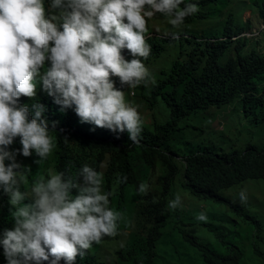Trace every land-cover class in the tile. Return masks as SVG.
<instances>
[{
  "label": "clouds",
  "instance_id": "clouds-1",
  "mask_svg": "<svg viewBox=\"0 0 264 264\" xmlns=\"http://www.w3.org/2000/svg\"><path fill=\"white\" fill-rule=\"evenodd\" d=\"M198 10L191 0H0V198L12 218L0 228L4 264H75L93 242L116 234L121 215L109 207L103 174L87 164L76 179L49 169L21 190L30 169L18 156L43 160L55 147L46 105L21 97L37 98L39 86L60 112L71 109L81 123L127 132L137 143L141 117L112 78L128 88L146 85V42L165 39L146 40L147 21L159 13L180 29ZM180 203L177 195L167 206Z\"/></svg>",
  "mask_w": 264,
  "mask_h": 264
},
{
  "label": "trees",
  "instance_id": "trees-1",
  "mask_svg": "<svg viewBox=\"0 0 264 264\" xmlns=\"http://www.w3.org/2000/svg\"><path fill=\"white\" fill-rule=\"evenodd\" d=\"M231 1L191 0L198 4V8L210 13L192 14L185 18L184 23L188 25L194 20L208 18L218 20L219 14H222ZM254 6L259 10L258 18L264 25V0L261 4L256 0ZM235 22L234 15H230L223 24L202 36L177 35L170 39H149L146 42L151 47L148 62L158 58L164 51L163 44L170 43L173 39H176L175 46L179 54L171 74L160 80L152 93L153 105L160 97L171 111L173 119L164 125L156 124L154 135L141 133L137 143L128 139L127 132L114 133L81 123L71 109L60 112L52 99L45 93L38 92V88L37 98L21 97V101L25 103L39 98L46 105L45 115L50 125L55 122L54 129L50 130L55 141L51 170L76 179L83 165L93 167L103 174L102 191L111 193L109 207L115 211L123 207L126 213L135 216V230L129 235L126 244L115 252L109 264L156 262L157 246L163 237L162 229L166 222L167 200L173 195L175 180L180 175L176 159L182 157L168 148L175 138L179 121L201 111L231 106L237 100L242 102L247 116L252 115L256 119L260 116L264 119V53L249 48L252 40L244 37L252 32L253 25L248 22L235 27ZM261 33L264 37V31ZM12 147L20 146L14 143ZM137 152L142 154L143 161L149 168L155 169L159 164L165 171V176L159 181L161 193L154 191L149 185L144 189V196L141 194L134 198L132 189L138 187V175L133 155ZM183 159L184 189L204 200L225 203L237 213H242L243 209L235 207L222 194L247 182H264V147L259 149L250 146L242 152L218 154L210 148L191 146ZM18 160L30 169L21 190L41 176L45 177V172L38 173V170L26 165L27 161L30 164L42 163L35 154L29 157L18 156ZM71 191L73 195L76 193L75 189ZM137 192H140V187ZM127 198L137 201L133 209L131 206L124 209ZM8 208L7 198H0V228L11 227L12 218ZM192 240L197 241L196 238ZM197 247L203 253L204 264L243 262V253L236 248L230 255H220L208 246L198 244ZM84 252L83 256H77L75 264H107L97 254L90 256L88 249ZM260 257L264 264V256ZM0 264H4L2 255Z\"/></svg>",
  "mask_w": 264,
  "mask_h": 264
},
{
  "label": "rangeland",
  "instance_id": "rangeland-1",
  "mask_svg": "<svg viewBox=\"0 0 264 264\" xmlns=\"http://www.w3.org/2000/svg\"><path fill=\"white\" fill-rule=\"evenodd\" d=\"M255 2L256 0H232L229 6L223 9L222 14H219L218 20L210 18L194 20L188 25L184 23L180 29L173 28L161 14L157 13L147 21L148 31L145 33V39L156 36L169 39L171 36L188 34L202 36L223 24L230 15H234L235 27L248 22L253 25L252 32L244 37L252 40L249 48L264 53V37L261 33L264 26L258 18L259 10L254 6ZM259 2L261 4L263 0ZM207 13L210 12L199 8L194 14ZM176 44L175 40L163 44L164 51L158 58L151 62H148L147 58L143 60L150 73L146 85L142 83L134 88H128L120 84L118 77L112 78L116 82V87L124 88L125 102L138 110L142 120V134L154 135L156 124L164 125L173 119L171 111L160 97L153 105L152 93L154 86L168 77L173 70L179 54ZM123 54L126 59L132 58L127 50H124ZM37 88L38 92L43 93L39 86ZM191 146L210 148L218 154L242 152L250 146L263 148L264 119L260 116L257 119L252 115L247 116L243 111L242 102L237 100L231 106L220 110L201 111L178 122L177 133L168 148L182 157L176 159L180 175L175 180L174 193L168 198L167 205L169 200L175 199L177 195L180 196L181 203L175 209H169L167 206L166 222L162 229L163 237L157 246L155 264H204L203 253L197 247L198 244L208 246L220 255H230L236 248L243 253L242 264H263L260 255L264 256V182H247L222 194L223 198L231 201L235 207L243 209L242 213H237L225 203L196 197L183 187L185 167L183 157ZM53 150L42 163L38 162L36 165L27 161L26 165L38 170V173L45 172L46 178L54 162ZM133 164L138 175V187L132 189L134 198L141 194L145 195L144 191L137 192L141 185L144 189L150 185L154 191L161 193L162 186L159 181L165 176L162 167L158 164L155 169L149 168L140 152L133 155ZM104 171L105 169L103 173ZM30 185L29 183L24 190L29 189ZM242 192L246 196L244 201L240 200ZM136 203L137 201L127 198L124 209L129 206L133 209ZM118 212L121 215L117 222L116 234L102 237L99 243L93 242L88 249L90 256L97 254L107 264L135 230V216L126 213L123 207ZM201 212L207 217L205 221L196 219ZM193 238L197 241L192 240Z\"/></svg>",
  "mask_w": 264,
  "mask_h": 264
}]
</instances>
